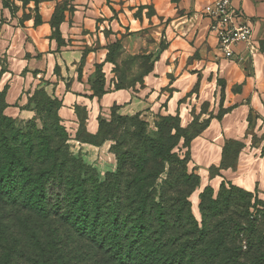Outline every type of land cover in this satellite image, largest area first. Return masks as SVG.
Masks as SVG:
<instances>
[{
    "label": "trees",
    "instance_id": "1",
    "mask_svg": "<svg viewBox=\"0 0 264 264\" xmlns=\"http://www.w3.org/2000/svg\"><path fill=\"white\" fill-rule=\"evenodd\" d=\"M63 3L50 22L57 38ZM34 14L38 25L37 8ZM118 51L113 44L110 60ZM94 74L100 95L101 73ZM119 77L117 87L124 86L126 76ZM35 105L31 120L8 118L0 93V264H264V201L256 189L225 181L215 195L205 188L196 218L189 198L199 176L188 171V157L174 152L172 129L148 134L143 125L127 133L129 140L112 148L116 171L99 181L70 152L61 102L42 91ZM225 160L224 147L219 169H232Z\"/></svg>",
    "mask_w": 264,
    "mask_h": 264
},
{
    "label": "crops",
    "instance_id": "2",
    "mask_svg": "<svg viewBox=\"0 0 264 264\" xmlns=\"http://www.w3.org/2000/svg\"><path fill=\"white\" fill-rule=\"evenodd\" d=\"M64 1L29 2L23 6L13 0L17 8L13 15L3 8L0 0V50L9 55L4 63L6 69L0 66V84L3 78L8 105L11 94L17 104L24 106L27 95L31 96L28 90L33 86L58 99L62 125L76 120L77 126L76 109L84 108V125L90 135H94L98 127L102 106L130 108L134 94L139 96L148 90L150 74L154 80H161L162 75L175 71L176 83L183 80L188 70H195L197 63L209 64L210 49L216 52L215 41L208 30L209 22L202 15L203 7L213 0H69L72 10L63 13L57 38L50 22L56 6ZM232 5L242 11L253 28V40L260 57L253 58L254 64L264 62V0H232ZM147 7L153 11L150 17L146 14ZM35 8L40 17L38 25L34 24ZM138 11L140 15L136 16ZM24 14L27 18H23ZM149 27L153 28L158 47L152 59V71L134 85L127 84L128 77L124 86L117 87L121 58L150 54ZM113 44L119 45L115 61L110 60ZM236 53L241 61L250 58L242 45L237 47ZM195 54L199 58L190 59ZM186 60L189 62L185 65ZM96 69L101 73L100 95L92 82ZM187 76H191L190 72ZM20 96H26L22 104ZM31 109L28 105L16 110L28 118L33 115Z\"/></svg>",
    "mask_w": 264,
    "mask_h": 264
},
{
    "label": "rangeland",
    "instance_id": "3",
    "mask_svg": "<svg viewBox=\"0 0 264 264\" xmlns=\"http://www.w3.org/2000/svg\"><path fill=\"white\" fill-rule=\"evenodd\" d=\"M2 6L15 15L17 8L13 6V0H2ZM71 10L70 1H64L56 12V18ZM147 10L146 14L152 16V8L147 7ZM135 15L139 16L140 11ZM27 16L24 14L23 18ZM152 30L149 27L147 33L150 50L148 56H142L139 60L138 57L132 59L124 56L120 60L125 66L121 67V76L130 77L127 84L138 79L145 71H152L153 61L150 58L158 52ZM8 56L0 50L2 70L6 69L4 63ZM255 56V60L260 59L257 54ZM192 58L199 56L195 54L190 59ZM208 59L209 64L197 63L195 70H188L187 73L184 70L183 80L176 83L175 71L170 75H162L161 80H154L150 74L147 80L148 90L139 96L134 94L130 108L102 106L100 128L98 130L97 127L94 133L96 136L90 137L86 127H79V122L83 123L86 113L84 108L78 106L77 126L76 120L71 121L73 124H61L69 137L70 152L94 171L99 181H103L106 175L117 169L112 149L116 141L129 140L127 133H132L135 128L143 125L148 134L156 132L157 127L168 132L172 129V134H176L178 140L174 152L182 158L188 157V171L199 176V186L189 198L193 215L202 191L209 188L215 195L222 181L247 191L253 192L256 189L259 198L264 201V62L261 60L262 64H254L251 57L246 61L238 58L226 61L212 49L209 50ZM188 62L186 60L185 65ZM189 72L191 76H187ZM29 89L28 94L30 91L31 96L27 95L24 106L17 104L16 99L9 95L8 101L11 103H6L9 109H5V116L24 121L35 117V103L39 102L43 90L34 86ZM175 91L179 93L174 94ZM2 92L6 99L7 89L3 78L0 84V93ZM25 99L26 96H20L21 104ZM28 105L32 108L31 118H26V115L16 110L27 108ZM168 117L177 118L171 121ZM132 118L137 119L131 121ZM83 139H87L89 143H80L79 140ZM232 141L236 144H231ZM224 147L226 164L232 166V169H219ZM215 174L221 177H214ZM194 216L199 218L198 211ZM53 232L59 234L60 231Z\"/></svg>",
    "mask_w": 264,
    "mask_h": 264
},
{
    "label": "built area",
    "instance_id": "4",
    "mask_svg": "<svg viewBox=\"0 0 264 264\" xmlns=\"http://www.w3.org/2000/svg\"><path fill=\"white\" fill-rule=\"evenodd\" d=\"M202 15L209 22L208 30L218 56L235 61L236 49L242 45L251 58L255 57L258 47L253 40L251 23L242 11L233 7L232 0H213L203 7Z\"/></svg>",
    "mask_w": 264,
    "mask_h": 264
},
{
    "label": "bare ground",
    "instance_id": "5",
    "mask_svg": "<svg viewBox=\"0 0 264 264\" xmlns=\"http://www.w3.org/2000/svg\"><path fill=\"white\" fill-rule=\"evenodd\" d=\"M196 199H197V198H196ZM194 204H195V206H196V202H194ZM194 210H195V209H194ZM196 210H197V208H196ZM196 210H195V214L197 215V211H196ZM195 214H194V215H195Z\"/></svg>",
    "mask_w": 264,
    "mask_h": 264
}]
</instances>
